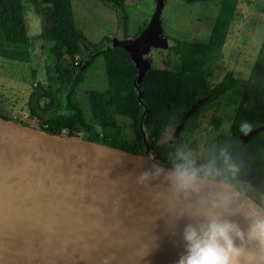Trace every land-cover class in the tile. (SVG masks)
<instances>
[{
	"label": "water",
	"instance_id": "obj_1",
	"mask_svg": "<svg viewBox=\"0 0 264 264\" xmlns=\"http://www.w3.org/2000/svg\"><path fill=\"white\" fill-rule=\"evenodd\" d=\"M164 4L154 0L149 20L134 38L119 30L108 41L133 64L140 106L150 50L174 46L162 37ZM194 108L182 116L171 141H178ZM263 128L237 138L244 143ZM149 157L0 116V264H174L181 247L158 218L156 187L134 179ZM244 180L264 186L250 173Z\"/></svg>",
	"mask_w": 264,
	"mask_h": 264
},
{
	"label": "trees",
	"instance_id": "obj_2",
	"mask_svg": "<svg viewBox=\"0 0 264 264\" xmlns=\"http://www.w3.org/2000/svg\"><path fill=\"white\" fill-rule=\"evenodd\" d=\"M99 1L115 12L117 26L126 37L127 0ZM180 1L187 5L215 1L218 4L217 14L208 38L203 42L168 38L174 42L173 47L167 48L172 57L167 59L165 66H151L143 77L140 84L142 106L134 98V67L127 53L120 48H109L108 38H104L105 46L103 43H87L75 29L71 0H0V59L17 63L30 61L33 46L27 35L24 18L25 4L30 3L34 12L44 17L39 39L51 43L47 52L54 58L56 74H48L47 79L59 86L51 91L50 87L35 83L27 99L28 116L36 119L39 114L54 108L58 111L65 108L71 112L42 119L40 125L43 130L53 133L65 130L67 134L75 135L81 130L91 133L87 120L74 101L82 79L72 58L82 43L86 51L90 52L87 64L93 61L91 55L100 56L103 61L106 89L84 91L89 119L102 133H117L116 117L119 116L130 120L131 131L139 143L157 145L164 134L174 129L182 116L195 106L181 131L182 136L190 138L199 127L200 116L225 95L227 104L232 108V116L228 133L219 134L215 144L226 143L229 146L230 154L242 165L243 180L244 175L250 173L264 181V128L244 143L237 138L244 133L240 130L242 122L251 126L248 130L264 127V36L246 79L234 78L231 72H227L214 84L211 80L238 0ZM64 58L71 61L68 67L63 65ZM61 93L64 94L65 106L58 101ZM41 100H48V105L41 107ZM144 109L147 110L145 113ZM172 144L170 140L159 145L160 163H164V157ZM249 184L257 189L264 188L263 185Z\"/></svg>",
	"mask_w": 264,
	"mask_h": 264
},
{
	"label": "rangeland",
	"instance_id": "obj_3",
	"mask_svg": "<svg viewBox=\"0 0 264 264\" xmlns=\"http://www.w3.org/2000/svg\"><path fill=\"white\" fill-rule=\"evenodd\" d=\"M71 4L75 29L87 43L91 45L103 43L105 46L104 38L110 39L121 30L117 26L115 12L99 0H71ZM153 8L154 0H127L125 2L127 38H134L138 31L144 28ZM217 8L218 4L215 1L187 5L180 0H165L161 13L163 35L169 39L203 42L208 38ZM24 18L27 35L33 46L30 61L17 63L0 59V116L42 129L40 125L42 119H50L60 114H67V112L54 108L39 114L36 119H31L28 116L27 99L33 91L35 83L50 87L51 91L56 89L59 84L50 83L47 79L48 74L54 76L56 72L54 58L47 52L51 43L39 39L41 27L45 22L44 17L37 15L31 4L26 3ZM263 36L264 0H238L234 19L229 27L226 42L215 66L211 82L214 84L219 82L227 72H231L234 78L246 79L256 59ZM89 53L80 43L79 51L73 56L72 62L77 67H82L81 70H83L82 80L76 90L74 101L96 137L93 140L113 147H122L120 149L127 152L143 153L141 144L131 131L129 119L116 117L117 133H102L90 121L84 91L87 89L105 90L106 78L102 58L100 56L93 57L90 54L93 61L91 64H87ZM147 57L151 60L152 67L160 68L165 66L167 59H171L172 56L167 52V49L157 48L151 49ZM70 62L66 58L63 59L65 67H68ZM32 71H34V78ZM58 101L64 103L63 93L59 94ZM48 103V100H41L40 106L46 107ZM231 116L232 108L227 104L226 96L223 95L211 106L209 111L200 116L199 127L192 136L185 138L181 135L178 141L173 142L171 149L177 143L194 149L215 145L219 134L226 135L228 133ZM172 133L173 130H168L158 145L167 143ZM81 136L85 138V135ZM167 155L164 157V163ZM153 159L155 160V158Z\"/></svg>",
	"mask_w": 264,
	"mask_h": 264
},
{
	"label": "clouds",
	"instance_id": "obj_4",
	"mask_svg": "<svg viewBox=\"0 0 264 264\" xmlns=\"http://www.w3.org/2000/svg\"><path fill=\"white\" fill-rule=\"evenodd\" d=\"M134 179L156 187L158 218L181 247L174 264H264V188L242 179L226 143H177L165 163L149 157Z\"/></svg>",
	"mask_w": 264,
	"mask_h": 264
},
{
	"label": "flooded vegetation",
	"instance_id": "obj_5",
	"mask_svg": "<svg viewBox=\"0 0 264 264\" xmlns=\"http://www.w3.org/2000/svg\"><path fill=\"white\" fill-rule=\"evenodd\" d=\"M162 37L163 38H166L164 35H162ZM167 39V38H166ZM76 66V65H75ZM77 67V66H76ZM78 69V71L80 70V75L81 74H83V70H81L82 69V67L81 68H77ZM62 105L63 106H65L64 105V103H62ZM63 110H65V112H67V113H71L70 112V110H66L65 108H63ZM173 130V129H172ZM86 132H84L83 130H81L79 133H76L77 135H85V137H88V138H91V139H93L94 138V134L91 132V133H86ZM168 141H170V139L168 140ZM167 141V142H168ZM141 144V143H140ZM141 147H142V152L144 153V152H147L149 155H152V158H155V160L156 161H159L158 159H157V157H158V155H159V152H160V149H159V145L157 144V145H151V144H149V145H147V144H145V143H143V144H141Z\"/></svg>",
	"mask_w": 264,
	"mask_h": 264
}]
</instances>
